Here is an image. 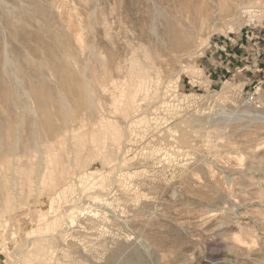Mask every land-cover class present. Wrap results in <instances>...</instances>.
<instances>
[{
	"label": "rangeland",
	"instance_id": "rangeland-1",
	"mask_svg": "<svg viewBox=\"0 0 264 264\" xmlns=\"http://www.w3.org/2000/svg\"><path fill=\"white\" fill-rule=\"evenodd\" d=\"M262 20L264 0H0V120L42 134L0 158V264H264V66L215 85L202 66ZM85 80L94 113L62 87ZM32 90L69 128L46 138Z\"/></svg>",
	"mask_w": 264,
	"mask_h": 264
},
{
	"label": "bare ground",
	"instance_id": "bare-ground-1",
	"mask_svg": "<svg viewBox=\"0 0 264 264\" xmlns=\"http://www.w3.org/2000/svg\"><path fill=\"white\" fill-rule=\"evenodd\" d=\"M247 6V5H246ZM245 6V7H246ZM240 12V11H239ZM78 33V32H77ZM77 35V34H76ZM181 35V34H180ZM80 36V35H79ZM177 37V36H176ZM178 38V37H177ZM181 39V38H180ZM185 38H183V41H184ZM78 40H81L78 38ZM68 41V40H67ZM83 41V39H82ZM178 40H176L177 42ZM180 41V40H179ZM182 41V40H181ZM72 42V41H71ZM175 42V41H173ZM61 43V42H60ZM83 43V42H81ZM79 43V44H81ZM182 43V42H181ZM185 43V42H184ZM68 45H70L69 43H67ZM178 46L180 45L178 42H177ZM67 45V46H68ZM185 46V45H184ZM7 53V52H6ZM8 55V53H7ZM4 58V57H3ZM5 61V60H4ZM6 62V61H5ZM7 64H10L9 60L7 59ZM147 65V64H146ZM145 65V66H146ZM7 66V65H6ZM17 66V65H16ZM78 66V65H77ZM143 66V65H142ZM141 66V67H142ZM89 67V66H88ZM4 68V71L6 70L5 69V66L3 67ZM17 68V67H15ZM139 68V67H138ZM146 68V67H145ZM11 69V68H10ZM18 69V68H17ZM16 69V71H17ZM142 69V68H141ZM12 70V69H11ZM146 70V69H145ZM3 71V72H4ZM142 72V71H141ZM144 72V70H143ZM147 72V71H145ZM5 73V72H4ZM7 73H9V70H7ZM67 73V72H66ZM20 74V73H19ZM145 74V73H144ZM11 75V74H10ZM89 75V74H88ZM94 75V74H93ZM8 76V74H7ZM14 76V75H13ZM12 77V76H10ZM15 77V76H14ZM98 77V76H97ZM153 77V76H152ZM17 78V77H16ZM15 78V79H16ZM18 78H21V77H18ZM18 78L16 79V81L18 80ZM88 77H86L87 79ZM141 78V77H140ZM158 79H160L159 77H157ZM14 79V80H15ZM126 79V78H125ZM131 79V78H130ZM155 79V78H154ZM117 80V79H116ZM139 80V78H138ZM144 80V79H143ZM148 80V79H147ZM88 80H85L83 83H77V85H69L68 87L67 86H64L62 85V87L66 90V89H76L78 95H79V101H78V105H82L84 109H86L87 111H89V113H94L96 111V108H97V104H96V100H95V97L92 95L91 93V90H90V84L87 83ZM149 81V80H148ZM156 81V79H155ZM1 82H3L1 80ZM146 83V80L144 81ZM4 83L7 84V82H5L4 80ZM118 83V81H117ZM151 84V83H150ZM148 85V84H147ZM6 86V85H5ZM8 86V84H7ZM18 84L14 83L11 87L12 88H8L7 90L8 91H1V95L7 100L9 98V95L12 94L11 92H14L18 95ZM118 88V87H117ZM122 88V87H121ZM152 88V86H151ZM52 89V88H51ZM127 89V88H126ZM143 90V89H142ZM151 90V89H150ZM156 90V89H155ZM20 91V90H19ZM24 91V90H23ZM26 91V90H25ZM33 91V95L35 97V99L37 100L38 104H39V109L41 111V115L42 117L40 118V122L42 123L43 126L46 127V130H45V135H47L46 138H48V134L49 133H54L56 130H60V131H63V130H66L67 128H69L70 126V122L72 120H74L75 118V112L73 110H69L63 99H62V96L60 95V93H57L55 95H43L39 92H37L36 90H32ZM160 91V90H159ZM27 92V91H26ZM60 92V91H59ZM65 92V91H64ZM123 92V91H122ZM126 92V91H125ZM138 92V90H137ZM14 93V94H15ZM52 93V92H51ZM134 93V92H133ZM140 93H143V92H140ZM140 93H138L139 95H141ZM156 93V92H155ZM101 94V93H99ZM128 94V93H127ZM160 94V92H159ZM138 95V96H139ZM156 95V94H155ZM157 96V95H156ZM161 96V95H160ZM11 97V96H10ZM23 97V96H22ZM66 97V96H65ZM13 98V97H12ZM31 98V97H30ZM116 98V97H114ZM145 98V97H143ZM103 99V98H101ZM105 99V97H104ZM17 100V99H16ZM118 100V99H116ZM133 100V99H132ZM140 100V99H138ZM147 100V99H146ZM29 101V100H28ZM104 101V100H103ZM149 101V100H148ZM249 101V100H248ZM6 103V102H5ZM17 103V102H16ZM108 103V102H107ZM18 104V103H17ZM23 107L28 110L30 113L35 112L34 108L33 110L32 109H29V102H23L22 103ZM51 105L55 107V110L53 111L51 109ZM207 105V104H206ZM144 106V105H143ZM153 106V105H152ZM33 107V106H32ZM102 107H103V104H102ZM145 107V106H144ZM100 108V107H99ZM109 108V107H108ZM147 108V107H146ZM145 108V109H146ZM250 108V107H249ZM254 108V107H253ZM21 109V108H19ZM251 109V108H250ZM255 109V108H254ZM14 110V109H13ZM18 110V109H17ZM260 110V109H259ZM99 111V110H98ZM121 111V110H120ZM97 112V111H96ZM145 112V111H144ZM248 111L247 110H244L240 115L241 117H243V114L244 113H247ZM134 113V112H132ZM224 113V120H228L229 119H234L235 117L234 116V113H232L231 111H228L225 109L223 111ZM36 114V113H35ZM118 114V113H117ZM135 114V113H134ZM187 114V113H186ZM248 114V113H247ZM255 114V113H253ZM40 115V116H41ZM99 116V115H97ZM134 116V115H133ZM191 116V115H190ZM193 116V115H192ZM249 116V114H248ZM255 122H264V113H256L255 114ZM254 117V118H255ZM1 118V117H0ZM182 118V117H181ZM22 119V118H21ZM96 119V118H95ZM235 120H240V119H236ZM253 120V118L251 119ZM57 121V123L55 122ZM96 121V120H95ZM234 121V120H233ZM250 121V120H249ZM96 123V122H95ZM124 123H127L124 121ZM230 123V122H229ZM244 123V122H243ZM251 123V122H250ZM216 124V123H215ZM237 124V123H236ZM72 125V124H71ZM118 125V124H117ZM123 125V124H122ZM241 125V124H240ZM245 125V124H244ZM239 126V125H238ZM263 126V125H262ZM32 127V125H31ZM256 127V126H255ZM240 128V127H239ZM238 128V129H239ZM257 128V127H256ZM31 129V128H30ZM42 130V129H41ZM30 131L29 133V138L28 140H23V136H21V133H20V128H19V125L16 124V122H14V119L11 120V118H7V119H3V120H0V158H5V157H8V156H15L17 155L19 152H21V148H22V151L26 152L29 148H32V146H38L39 145V142L41 141V138H42V134L38 133L37 132V126L33 129V133H32V129L31 130H28ZM107 132L105 133L104 135V138H106L105 136L107 135ZM28 133V132H27ZM96 133V132H95ZM249 133V132H248ZM247 133V134H248ZM73 134V133H72ZM91 134V133H90ZM94 134V133H93ZM102 134V133H101ZM109 135H122L121 134V129L119 127H114V129L112 128V134L109 133ZM125 135V134H124ZM113 136V137H114ZM108 137V135H107ZM126 138V137H125ZM101 139V138H100ZM50 140V139H49ZM107 139H105L106 141ZM115 140V139H114ZM120 140V139H119ZM53 141V140H52ZM100 141V140H99ZM117 141V140H116ZM104 142V140H103ZM108 142V141H107ZM260 142V141H259ZM105 143V142H104ZM103 143V144H104ZM102 144V145H103ZM147 144V143H146ZM264 144V142H263ZM101 145V146H102ZM106 145V144H105ZM152 145V144H151ZM90 146V145H89ZM99 146V145H98ZM110 147V146H109ZM113 147V146H112ZM121 147V146H120ZM161 147V146H160ZM3 148V149H1ZM108 148V147H107ZM98 149V148H97ZM257 149V148H256ZM258 150V149H257ZM47 152V151H46ZM95 152V151H94ZM100 152V151H99ZM110 152V151H109ZM27 153V152H26ZM85 153V152H84ZM256 153V152H255ZM135 154V153H134ZM103 155V154H102ZM264 155V154H263ZM81 156V155H80ZM94 156V155H93ZM134 157V155H132ZM148 157V156H146ZM41 158V157H40ZM242 158V157H241ZM244 158V156H243ZM260 158H262L260 156ZM259 158V159H260ZM133 159V158H132ZM239 159V158H237ZM41 160V159H40ZM110 160V159H109ZM108 160V161H109ZM121 160V159H120ZM138 160V159H137ZM142 160V159H141ZM145 160H148V159H145ZM127 161V159H126ZM136 161V160H135ZM96 162V161H95ZM101 163V162H100ZM135 163V162H134ZM142 163V162H141ZM121 164V163H120ZM133 166V165H132ZM136 167V166H135ZM130 168V167H129ZM119 169V168H118ZM117 169V170H118ZM256 169V168H255ZM116 170V169H115ZM113 172V171H112ZM210 172V171H209ZM243 172V171H242ZM245 172V171H244ZM57 173V172H56ZM104 173V172H103ZM109 173V172H108ZM186 173V172H185ZM247 173V172H246ZM115 174V173H114ZM119 174V173H118ZM122 174V173H121ZM262 174V173H261ZM263 175V174H262ZM110 176V175H108ZM102 177V176H101ZM107 177V176H106ZM113 177V176H112ZM259 177V176H258ZM105 178V177H104ZM100 179V178H99ZM28 180V179H27ZM112 181L114 180L111 179ZM227 180V179H226ZM255 180V179H254ZM76 181V180H75ZM92 181V180H91ZM122 181V180H121ZM219 181V180H218ZM30 182V181H29ZM34 182V181H33ZM96 182V181H95ZM118 182V181H117ZM126 182V181H125ZM227 182V181H226ZM253 182V181H252ZM258 182V181H257ZM31 183V182H30ZM112 183V182H111ZM260 183V182H259ZM262 183V182H261ZM208 185V184H207ZM119 186V185H118ZM219 186V185H218ZM113 187V186H112ZM117 187V186H116ZM184 187V186H183ZM221 187V186H220ZM225 187V186H224ZM228 188V187H227ZM86 190V189H85ZM116 190V188H115ZM114 190V191H115ZM118 190V189H117ZM124 191V189H122ZM107 191V190H106ZM121 191V190H120ZM78 192V191H77ZM111 192V191H110ZM63 194V193H62ZM68 194V193H66ZM106 194V193H105ZM227 194V192H226ZM75 195V194H74ZM104 195V193H103ZM123 196V195H121ZM144 196V195H143ZM140 198V197H139ZM85 199V198H84ZM125 199V198H124ZM261 200H264V199H261ZM110 204V203H109ZM69 205V204H68ZM132 205V204H131ZM67 206V205H65ZM64 206V207H65ZM66 209V208H64ZM111 209V208H110ZM110 211V210H109ZM113 211V210H112ZM112 213V212H111ZM114 214V213H113ZM117 216V215H116ZM117 219H120L119 217ZM66 229V228H65ZM144 231V230H143ZM120 243V242H119ZM258 243V242H257ZM127 248V247H126ZM134 248V247H133ZM129 249V248H128ZM126 251V250H125ZM133 251V250H132ZM131 251V252H132ZM114 252V251H113ZM136 252V251H135ZM133 252V253H135ZM143 252V251H142ZM128 253V252H125V254ZM130 253V252H129ZM139 253H140V256H141V252H138L137 250V254L136 256H139ZM41 254V253H40ZM120 254H123L120 253ZM123 254V255H125ZM136 254V253H135ZM132 256V255H131ZM130 256V257H131ZM135 256V255H134ZM107 257V256H106ZM143 257V256H142ZM49 258V257H48ZM51 258V257H50ZM49 258V259H50ZM120 262H121V258H119ZM123 259V258H122ZM146 259V258H145ZM126 260V259H124ZM98 261V260H97ZM127 261V260H126ZM96 262V261H95ZM133 262V261H132ZM132 262H129V263H132ZM116 263V262H115ZM128 263V262H127ZM143 263V262H142ZM96 264V263H95ZM120 264H123V263H120ZM134 264V263H132Z\"/></svg>",
	"mask_w": 264,
	"mask_h": 264
},
{
	"label": "crops",
	"instance_id": "crops-1",
	"mask_svg": "<svg viewBox=\"0 0 264 264\" xmlns=\"http://www.w3.org/2000/svg\"><path fill=\"white\" fill-rule=\"evenodd\" d=\"M219 48L220 51L218 48L210 50L202 64L210 85L241 74L256 80L262 75L259 67L264 66V20L252 30L225 41Z\"/></svg>",
	"mask_w": 264,
	"mask_h": 264
},
{
	"label": "built area",
	"instance_id": "built-area-1",
	"mask_svg": "<svg viewBox=\"0 0 264 264\" xmlns=\"http://www.w3.org/2000/svg\"><path fill=\"white\" fill-rule=\"evenodd\" d=\"M260 71H264V68H261Z\"/></svg>",
	"mask_w": 264,
	"mask_h": 264
}]
</instances>
